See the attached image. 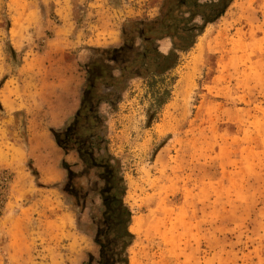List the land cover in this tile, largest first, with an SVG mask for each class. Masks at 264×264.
Wrapping results in <instances>:
<instances>
[{
    "label": "rangeland",
    "instance_id": "rangeland-1",
    "mask_svg": "<svg viewBox=\"0 0 264 264\" xmlns=\"http://www.w3.org/2000/svg\"><path fill=\"white\" fill-rule=\"evenodd\" d=\"M160 4L0 0V264L98 254L90 209L56 185L78 154L52 130L80 105L89 47L120 46L123 23ZM156 80L101 104L133 211L130 264H264V0H234Z\"/></svg>",
    "mask_w": 264,
    "mask_h": 264
},
{
    "label": "trees",
    "instance_id": "trees-1",
    "mask_svg": "<svg viewBox=\"0 0 264 264\" xmlns=\"http://www.w3.org/2000/svg\"><path fill=\"white\" fill-rule=\"evenodd\" d=\"M233 2L161 0L155 17H133L123 23L120 46L89 47L90 58L82 63L86 80L80 105L61 128L52 130L58 146L66 154L75 151L80 160L81 169L75 170L63 159L66 176L56 185L81 212L90 209L89 232L99 249L98 254L89 252L82 264H130L129 248L136 240L131 230L133 211L126 201L124 166L109 149L107 116L101 104H114L119 91L134 77L153 82L174 68L179 51L191 48L205 28L225 15ZM164 38L172 41L169 52H163L158 45ZM164 92L170 93L168 89ZM35 174L38 175L37 170Z\"/></svg>",
    "mask_w": 264,
    "mask_h": 264
},
{
    "label": "bare ground",
    "instance_id": "bare-ground-1",
    "mask_svg": "<svg viewBox=\"0 0 264 264\" xmlns=\"http://www.w3.org/2000/svg\"><path fill=\"white\" fill-rule=\"evenodd\" d=\"M169 45L162 44V46H161L162 51L166 52L167 50H169V47H170Z\"/></svg>",
    "mask_w": 264,
    "mask_h": 264
}]
</instances>
